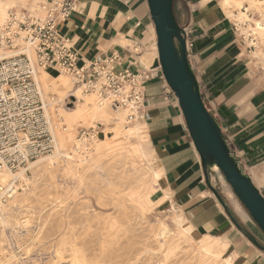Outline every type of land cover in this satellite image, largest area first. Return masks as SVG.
Returning <instances> with one entry per match:
<instances>
[{"label": "crops", "instance_id": "obj_1", "mask_svg": "<svg viewBox=\"0 0 264 264\" xmlns=\"http://www.w3.org/2000/svg\"><path fill=\"white\" fill-rule=\"evenodd\" d=\"M225 10L222 0H172L176 24L191 29L187 61L202 100L242 173L264 195V66L249 54ZM58 29L80 61L115 53L121 67L145 80L142 117L133 127L138 139L143 130L149 151L150 143L156 153L155 165L184 216L178 215L177 221L181 218L191 233L224 239L231 225L238 226L252 247L240 263L264 264V233L248 221L240 203H231L214 189L163 77L147 1L75 0L73 12ZM239 222H249L248 229Z\"/></svg>", "mask_w": 264, "mask_h": 264}, {"label": "rangeland", "instance_id": "obj_2", "mask_svg": "<svg viewBox=\"0 0 264 264\" xmlns=\"http://www.w3.org/2000/svg\"><path fill=\"white\" fill-rule=\"evenodd\" d=\"M236 1L246 8H241L248 16L246 22L241 25L230 15V11H239L238 6L227 9V15L234 21L245 45L249 46V54L264 66V0ZM18 2L23 8H31L35 3L39 7L42 1ZM58 70L56 66L43 69L55 73ZM64 75L69 87L60 108L74 110L77 108L74 99L77 86ZM54 94L50 89L46 95L43 93L47 106ZM122 114L121 129L133 128L137 121L128 123ZM58 122L63 120L58 119ZM105 123L104 119L97 120L96 131L110 128L115 122ZM62 125L66 126L65 123ZM87 125L77 124L72 145L82 141L79 131L91 127ZM142 131L140 139L136 134L131 135L125 144L121 145V142L116 146H107L100 141L91 144L88 139L87 150L77 149L69 160L52 159L48 165H38L33 173L27 171L29 182L26 186L22 187L17 178L20 188L0 205V264H222L220 257L226 254L237 261L246 256L247 248L252 247L238 226L231 225L223 234L228 243L226 252L219 258L202 255L200 242L210 241L207 236L181 230L177 216H183V213L175 206L164 174L155 165L156 153L150 143L152 153L149 151ZM138 143L143 154L131 150L130 145ZM154 172L159 174L160 184L153 178ZM208 177L221 196L231 203H240L248 221L253 223L225 178L223 181L213 167L209 168ZM161 187L165 188L166 195ZM23 220H28L24 227ZM239 224L246 229L249 227V222ZM216 249L212 250L215 253L222 251Z\"/></svg>", "mask_w": 264, "mask_h": 264}, {"label": "built area", "instance_id": "obj_3", "mask_svg": "<svg viewBox=\"0 0 264 264\" xmlns=\"http://www.w3.org/2000/svg\"><path fill=\"white\" fill-rule=\"evenodd\" d=\"M74 6L75 0H44L38 14L26 9L11 10L0 24V173L26 167L54 148L45 114L46 100L34 78L37 69L56 66L72 79L73 85L97 91L115 106L127 108L129 122L142 117V76L121 67L115 53L80 61L69 39L60 33L59 24L69 17ZM179 28L188 51L192 46L191 29ZM28 47L34 52L33 58L24 50L8 54ZM96 134V128L91 126L80 129L79 138L90 139ZM19 188L17 180H0V205Z\"/></svg>", "mask_w": 264, "mask_h": 264}, {"label": "bare ground", "instance_id": "obj_4", "mask_svg": "<svg viewBox=\"0 0 264 264\" xmlns=\"http://www.w3.org/2000/svg\"><path fill=\"white\" fill-rule=\"evenodd\" d=\"M222 5H223V8L226 10L230 9L231 7L238 6L239 11L237 13L230 11V15L235 16L238 23H240L241 25H243L246 22V20L248 18V16L246 15V12H244V10H246V8H243V6H241L240 2L238 3L236 0H222ZM241 8L244 10H242ZM22 9H26V10L30 11L31 13H35V14L39 13V7L36 5V3L31 8H23V7H21V5L18 2L14 1V0H0V24L5 20V18H7L9 11L14 10L16 12H19V11H22ZM247 31L248 30L246 29V32ZM252 43L255 44L254 39H252ZM20 50H24L31 58L34 57V52H33L32 48H29V47L12 50V51H9L8 54L15 53V52H18ZM156 50H157V48H156ZM51 67H55V66H51ZM38 71H39V73H38ZM64 74L65 73H63L61 70H58V73H55V71L44 72L43 69H37L35 72V75H34V78L38 84L40 91L41 92L43 91L42 95H43V93L46 95V92L48 89L52 90L55 93L54 96H52L50 98L51 103H49L48 106H47V104L45 105V114L48 118L50 129H51V132H52L53 137H54V148H53L52 152L43 156V158H40L39 160H37L35 162H29L26 168H19L18 169L19 171L17 170L18 172H15V174L13 173V171H10L9 169L3 170L0 173V180L1 181H3V182L8 181L9 182L12 180H17V178H18L22 182V187L26 186L29 182V178H26V172L27 171L33 173L34 171H36V168L38 167V165H40V164H42L44 166L48 165L50 160L53 161L52 159L62 157L65 160H69L75 154L77 149H81V150L86 149L87 150V148L90 145V143H88L89 142L88 138H80V140H82V141H78L76 146L74 144L73 145L71 144L72 136L74 135V133L76 131L77 124H79V123H84V124H88L87 126H94L95 127V122L99 119H104V121L106 122L105 123L106 125L108 123H112V122L114 123L115 122L110 128H105L102 131H98L96 136L90 138L91 144L92 143L96 144L100 141L102 143H105L107 146H113V145L116 146L117 144H119L121 142H122L121 143V145H122L123 143L125 144V140L127 138H129V136L136 134L135 127L127 128V129H124V128L121 129V125L119 124V121L123 120V118H124L122 113H124L126 120H127V112H128L127 108L115 106L114 104L111 103V101H109L110 99L108 97L99 95L97 91H91V92L85 94L87 91L85 92L83 86H81V85H78V87L75 89V93H74V95H75L74 99L76 100L77 108L74 110L60 108L61 102L65 98L64 92L69 87V81H67L65 79L66 76ZM40 86H41V88H40ZM43 98H44V96H43ZM58 119L63 120V122L59 123ZM135 121H140V119L136 117L132 122H129L127 120L128 123H133ZM63 123L66 124L65 127L62 125ZM126 142L128 143V140ZM79 146H82V147H79ZM130 146H131V150L138 151V153L140 152L143 154V149H142L140 143H138L136 145L131 144ZM78 156H79V154H78ZM90 156H92V155H90ZM126 157H127V155H126ZM54 163H56V162H54ZM209 163L211 164L213 169L218 173L220 178L223 181H225L224 177H223L222 173L219 171V168L217 167L215 161L213 159H210ZM69 167H71V166H69ZM76 174H77V171H76ZM153 178L155 179V181H157L160 184V177H159V174L157 172L153 173ZM143 185H145V184H143ZM161 188L164 192V195H166L165 191H164L165 188L164 187H161ZM15 192L12 195H10V198L13 197ZM146 192H147V190H146ZM157 210H158V208H157ZM27 221L28 220L22 221L21 224L23 225V227L27 224ZM179 225H180L181 230H185V227H184V224H183V221L181 218H179ZM207 237L210 241L205 240V242H200V244H201L200 248L202 251V255L210 256V257L213 256L215 258H219L220 254L222 252H224V251L226 252L225 248H226V244L228 242L224 238H221L220 236H207ZM216 248L222 249V251H220V252L217 251L215 253L212 249H216ZM220 258L222 259V264H238V263H240L239 260L238 261L235 260V257H234V259H232L230 257V255H228V254H226Z\"/></svg>", "mask_w": 264, "mask_h": 264}, {"label": "water", "instance_id": "obj_5", "mask_svg": "<svg viewBox=\"0 0 264 264\" xmlns=\"http://www.w3.org/2000/svg\"><path fill=\"white\" fill-rule=\"evenodd\" d=\"M156 35L163 77L177 98L189 134L207 168L213 159L233 192L264 233V195L242 173L207 110L187 61L185 41L172 12V0H146Z\"/></svg>", "mask_w": 264, "mask_h": 264}]
</instances>
